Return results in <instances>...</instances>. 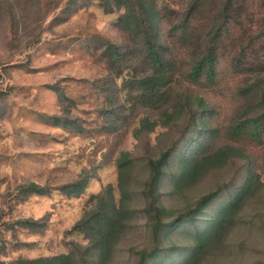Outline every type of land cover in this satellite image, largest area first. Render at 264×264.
I'll use <instances>...</instances> for the list:
<instances>
[{"label": "rangeland", "instance_id": "374dc122", "mask_svg": "<svg viewBox=\"0 0 264 264\" xmlns=\"http://www.w3.org/2000/svg\"><path fill=\"white\" fill-rule=\"evenodd\" d=\"M152 1L161 17V39L175 60L176 83L196 89L222 111L234 109L240 101L231 89L238 80L234 73L220 77L215 85L203 80L193 83L180 76L198 53L200 43L198 34L182 35L174 27L191 0ZM125 7V2L119 4L116 0H0L2 260L69 253L73 241L86 243L83 231L73 226L94 204L93 193L110 186L120 198L116 164L119 153L129 150L141 154L148 142L152 146L159 138L163 141L178 135L182 120L172 126L157 125L138 136L141 115L123 129L103 128L101 110L107 105L104 85L106 76L114 70L113 47L126 51L135 43L132 24L122 18ZM243 11L242 17L254 28L253 23L264 16L263 0H246ZM221 52L220 66L231 69L228 53L222 47ZM128 76L124 70L114 78L123 100L126 89L119 88ZM232 169L228 163L222 172L228 177ZM78 180H86L80 195L61 188ZM32 181L49 186L50 194L33 192L20 199L17 186ZM202 181L206 188L214 178L208 176ZM199 194L169 198L166 203L171 212H177L193 205ZM248 201L242 202L217 242L221 247L230 245L219 253L225 261L214 253L198 258L194 264L264 262V227L260 224L264 216V173ZM258 202L260 210L255 207ZM28 217L43 218V227L31 229L16 223ZM129 221L134 226L126 230L125 237L117 238L110 264H133L135 251L151 241L142 211ZM170 239L165 237L166 241ZM175 240L185 237L179 233Z\"/></svg>", "mask_w": 264, "mask_h": 264}, {"label": "trees", "instance_id": "16d2710c", "mask_svg": "<svg viewBox=\"0 0 264 264\" xmlns=\"http://www.w3.org/2000/svg\"><path fill=\"white\" fill-rule=\"evenodd\" d=\"M116 2L126 3L122 18L132 24L135 43L126 51L113 47L114 70L106 76L104 85L107 105L101 110L105 117L103 128L123 129L141 115L138 136L157 125L172 126L182 120L178 135L163 141L159 138L152 146L148 142L141 154L129 150L119 153L116 164L120 198H116L110 186L93 193L94 204L73 226L83 231L88 238L86 243L73 241L69 253L0 259V264H110L117 238L125 237L133 228L129 220L138 211L147 218L151 241L135 251L133 264H194L198 258L230 248L217 242L236 210L242 202L251 200L261 182L264 16L252 28V22L242 17L246 0H191L174 24L182 35L198 34L200 41L198 53L181 71V77L197 84L203 80L209 85L219 83L220 77L230 73L238 78L231 89L240 101L234 109L222 111L221 106L196 89L176 83L175 60L161 39V17L153 1ZM221 47L228 53L231 69L220 66ZM124 70L129 76L119 88L126 89L123 100L114 78ZM228 163L233 169L227 177L222 171ZM208 176H213L214 182L205 188L202 180ZM85 181L61 188L80 195ZM17 188L20 199L33 192H51L49 186L33 181ZM192 192L200 193L193 205L171 212L166 203L169 198H188ZM131 198L133 203L129 202ZM255 207L260 210L261 202L255 203ZM261 218L264 227V216ZM42 220L28 217L17 219L16 223L40 229L44 225ZM179 233L185 240H175ZM169 236L171 239L166 241ZM217 257L224 261L226 258L221 254Z\"/></svg>", "mask_w": 264, "mask_h": 264}]
</instances>
